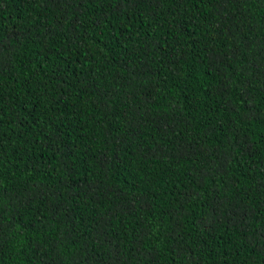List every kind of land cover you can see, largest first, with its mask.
I'll use <instances>...</instances> for the list:
<instances>
[{
  "label": "trees",
  "instance_id": "obj_1",
  "mask_svg": "<svg viewBox=\"0 0 264 264\" xmlns=\"http://www.w3.org/2000/svg\"><path fill=\"white\" fill-rule=\"evenodd\" d=\"M0 264H264V0H0Z\"/></svg>",
  "mask_w": 264,
  "mask_h": 264
}]
</instances>
